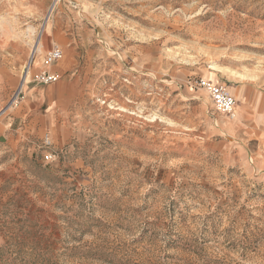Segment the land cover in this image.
Returning a JSON list of instances; mask_svg holds the SVG:
<instances>
[{
    "label": "rangeland",
    "instance_id": "1",
    "mask_svg": "<svg viewBox=\"0 0 264 264\" xmlns=\"http://www.w3.org/2000/svg\"><path fill=\"white\" fill-rule=\"evenodd\" d=\"M36 19L39 55L0 44V264H264V0H47ZM199 78L232 86L234 120Z\"/></svg>",
    "mask_w": 264,
    "mask_h": 264
},
{
    "label": "crops",
    "instance_id": "2",
    "mask_svg": "<svg viewBox=\"0 0 264 264\" xmlns=\"http://www.w3.org/2000/svg\"><path fill=\"white\" fill-rule=\"evenodd\" d=\"M46 4L47 0H7L5 5L0 7V15L6 16H1L0 20L11 17L15 18V21H12L15 23L11 27H14V29L16 27V33H19L20 36H18V38L11 37L12 35L8 36L9 32L7 33L6 30H2L0 28V44H2L5 40L19 39L22 45H28L27 40L25 39V36L23 34L28 28L33 29L35 33H37L38 26L35 21L37 20L36 18L39 17L41 11L46 6ZM14 29L13 32L15 31ZM24 53L25 51L23 50L21 58H19V60H17L16 62L24 61ZM0 72L1 75L4 77L13 76L12 69L8 66V63L6 65L0 64ZM14 124L15 119L12 116H8L7 119L5 118L4 120H0V140L7 136V132L11 131L10 128H13Z\"/></svg>",
    "mask_w": 264,
    "mask_h": 264
},
{
    "label": "built area",
    "instance_id": "3",
    "mask_svg": "<svg viewBox=\"0 0 264 264\" xmlns=\"http://www.w3.org/2000/svg\"><path fill=\"white\" fill-rule=\"evenodd\" d=\"M63 57V51L55 46L49 50L44 58V66L50 68L55 63L60 61ZM60 75L53 73L50 70H44L39 72L34 77V82L41 85H50L59 82ZM197 88L202 89L208 95L212 101L214 108L223 116L230 120L236 118L237 100L232 94V86L227 83H213L207 79L199 78L195 82ZM48 145H51V141L46 137Z\"/></svg>",
    "mask_w": 264,
    "mask_h": 264
},
{
    "label": "bare ground",
    "instance_id": "4",
    "mask_svg": "<svg viewBox=\"0 0 264 264\" xmlns=\"http://www.w3.org/2000/svg\"><path fill=\"white\" fill-rule=\"evenodd\" d=\"M12 21H15V18L11 17V18H6L3 20H0V28L2 30H6V32L8 33L9 30L12 29L11 26L15 23ZM23 35L25 36V39L27 40L28 46L31 48H34V53L36 55H39L41 53V48H40V46H37L38 43H36V45H35V42H34L35 31L33 29H27ZM34 45L36 47H33ZM211 68H215V67L212 66Z\"/></svg>",
    "mask_w": 264,
    "mask_h": 264
}]
</instances>
